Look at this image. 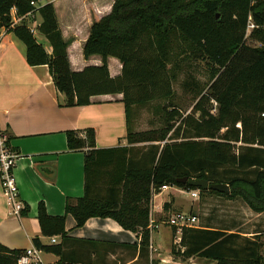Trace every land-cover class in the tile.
<instances>
[{"label": "trees", "instance_id": "obj_1", "mask_svg": "<svg viewBox=\"0 0 264 264\" xmlns=\"http://www.w3.org/2000/svg\"><path fill=\"white\" fill-rule=\"evenodd\" d=\"M39 2L0 0V30L25 44L30 66L49 67L67 106L84 107L93 97L121 94L129 125L134 107L161 100L170 105L164 107L161 129L134 132L129 125L127 147L97 149L93 129L84 137L67 132L70 151L87 150L85 193L63 216H50L39 205L43 236L65 238L66 216L71 215L77 228L92 218L112 219L126 231L141 233L142 245H148L153 196L165 185L198 189L178 183L182 178L228 185L229 195L198 190L201 196L238 200L264 214V0H115L112 12L93 24L84 47L85 58L100 56L102 65L82 72L70 68L53 4ZM14 9L17 17L39 13V31L51 55L26 23L14 25ZM109 58L121 62V76L111 77ZM197 63L209 73L207 85L194 75ZM181 74H186L184 91L199 98L187 115L171 102ZM141 144L148 146L136 147ZM171 207L165 204L164 211ZM237 239L220 230L185 228L172 254L218 264H264L259 236L242 245ZM34 245L60 255V247L44 246L39 239ZM23 253L0 244V264H18Z\"/></svg>", "mask_w": 264, "mask_h": 264}, {"label": "crops", "instance_id": "obj_2", "mask_svg": "<svg viewBox=\"0 0 264 264\" xmlns=\"http://www.w3.org/2000/svg\"><path fill=\"white\" fill-rule=\"evenodd\" d=\"M114 1H48L55 8L62 38L68 43V59L73 72L102 65L100 56L86 59L84 47L93 24L112 12ZM38 6H42L41 0ZM22 22L29 29L37 25L33 35L51 55L53 49L39 31L42 22L39 13L27 15ZM108 67L111 77L121 76L122 64L118 59L109 58ZM134 108L138 116L142 107ZM136 120L129 125L134 132H141L133 129ZM129 125L121 94L93 97L91 104L84 107L67 106L65 95L54 85L49 67L30 66L25 44L14 33L5 32L0 37V132L8 138L10 149L20 156L14 176L20 201L26 210L20 217L11 214L0 178V244L9 250L24 252L35 247L34 240L39 239L44 246L60 247V255L41 250L44 264H218L199 258L184 260L172 254L173 247H179L182 233L179 235L174 228L163 225L164 216L172 210V200L179 197L177 194L185 193L191 197V190L187 193L178 187H170L153 196L150 223L155 222L159 228L149 230L148 245H142L141 233L126 231L112 219L92 218L77 228L71 215L66 216L65 238L43 236L38 221L39 205L43 204L50 216H63L67 206L76 204L85 193L87 150L70 151L67 132H79L84 137L86 130L93 129L96 148L110 149L128 146ZM146 146L148 144L136 147ZM166 192L168 198L164 197ZM226 201L239 203L238 200ZM167 203L172 204V208L165 212ZM242 205L250 216L264 219V214H256L244 203ZM256 227L254 232L246 234L235 232L228 225L213 227L212 221L208 220L203 225L199 220L198 226L220 230L227 235L237 234L236 242L240 245L245 244L244 239L254 241V237L260 236L264 222L259 221ZM231 247L235 248V245Z\"/></svg>", "mask_w": 264, "mask_h": 264}, {"label": "rangeland", "instance_id": "obj_3", "mask_svg": "<svg viewBox=\"0 0 264 264\" xmlns=\"http://www.w3.org/2000/svg\"><path fill=\"white\" fill-rule=\"evenodd\" d=\"M49 0H41V5H47ZM13 13V14H12ZM11 15L14 18V10ZM23 23V22H22ZM21 24V23H19ZM39 40H41L40 35H38ZM195 77L200 81L201 85H207L209 82V73L206 67L200 63L195 65ZM186 74H181L178 79L173 83L174 97L171 99L173 105L182 111L183 115L191 113L193 106L199 101V98L195 99V95L185 92L183 89V83L185 82ZM170 107L168 101H156L149 105L143 106L139 112L138 116L135 112V108L131 110L130 120L133 122L136 118V123H134L133 129L137 131H150L158 130L164 126V119L166 117V112L164 107ZM212 113L216 114V105L212 104ZM178 125V123L176 124ZM181 189V188H179ZM185 192H190V190L181 189ZM174 191V190H173ZM192 191V190H191ZM171 192V191H170ZM169 192V193H170ZM164 197L168 198V192ZM183 194V195H182ZM177 194L179 196L176 200H172L173 208L170 213L164 216V220H168L173 214L179 213H190L197 216L200 220V225H203L208 220L212 221L213 227L221 228L233 227L235 232L251 234L257 228L256 225L259 221H263L261 218H254L249 215L246 207L242 205V202L230 204L226 199L222 197H216L211 195L201 196L199 199H191L189 195L185 193ZM166 227H169L166 225ZM259 232L261 242L264 243V228Z\"/></svg>", "mask_w": 264, "mask_h": 264}, {"label": "built area", "instance_id": "obj_4", "mask_svg": "<svg viewBox=\"0 0 264 264\" xmlns=\"http://www.w3.org/2000/svg\"><path fill=\"white\" fill-rule=\"evenodd\" d=\"M33 6H36L32 3ZM13 14V13H12ZM30 13L29 15H31ZM25 17H17L16 10L14 9V25L22 23ZM251 28V27H250ZM32 33L37 30V25L30 28ZM7 32L6 29L0 31V37ZM20 159V156L13 152L8 145V138L2 132H0V178L2 181V187L4 190V195L8 201L10 212L12 215L20 217L22 212L26 209L24 204L20 201L19 190L14 176V169ZM170 186H163L160 192L167 191ZM193 199H199L200 192L198 190H193L190 192ZM163 225H167L170 228H175L180 235L185 228H198L199 220L196 216L188 213L173 214L168 220H165ZM159 225L155 222H151L149 225V230L158 229ZM180 244V243H179ZM42 251L37 247H32L20 256L18 264H44L41 257Z\"/></svg>", "mask_w": 264, "mask_h": 264}, {"label": "water", "instance_id": "obj_5", "mask_svg": "<svg viewBox=\"0 0 264 264\" xmlns=\"http://www.w3.org/2000/svg\"><path fill=\"white\" fill-rule=\"evenodd\" d=\"M217 18H219V15H217ZM178 183L181 184H189L191 187H195L198 189H202L204 191H208V190H213V191H217L220 192L222 194L225 195H229L230 194V188L228 185H224V184H217V185H211L209 184V182L207 180H188V178H182L178 180ZM262 255L264 257V246H263V250H262Z\"/></svg>", "mask_w": 264, "mask_h": 264}]
</instances>
